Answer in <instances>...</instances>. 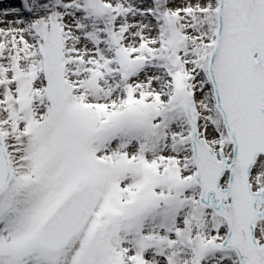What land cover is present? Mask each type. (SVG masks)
Listing matches in <instances>:
<instances>
[{"label": "snow or ice", "instance_id": "6c2138e0", "mask_svg": "<svg viewBox=\"0 0 264 264\" xmlns=\"http://www.w3.org/2000/svg\"><path fill=\"white\" fill-rule=\"evenodd\" d=\"M0 264H264V0H0Z\"/></svg>", "mask_w": 264, "mask_h": 264}]
</instances>
